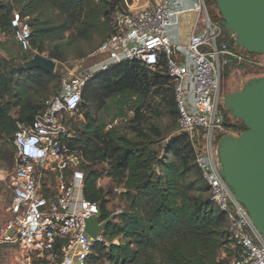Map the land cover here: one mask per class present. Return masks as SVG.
Listing matches in <instances>:
<instances>
[{
    "label": "trees",
    "instance_id": "obj_1",
    "mask_svg": "<svg viewBox=\"0 0 264 264\" xmlns=\"http://www.w3.org/2000/svg\"><path fill=\"white\" fill-rule=\"evenodd\" d=\"M132 2L126 0L127 5ZM205 3L210 20L221 25L216 5ZM126 10L124 0L0 1V35L18 49L9 60L0 59L2 139L13 144L17 125H31L44 103L58 93L61 78L55 71L29 70L24 64L36 54L59 65L70 56L83 59L110 36L115 13ZM14 13L30 29L27 52L14 40L10 25ZM229 47L259 57L234 41ZM231 66L235 63L225 70ZM249 69V74L258 75L256 79L264 77L263 69ZM109 115L107 122L104 117ZM76 116L82 119L75 122ZM177 118L173 86L163 69L123 62L85 85L78 111L69 120L72 136L66 145L81 158L75 169L84 176V198L98 206L101 222L109 219L102 242L94 244L85 264L223 262L227 221L210 201L188 135L176 132ZM115 120L120 124L107 130ZM224 123L237 135L245 131L240 121L224 117ZM103 178L110 181L104 188L98 186ZM117 188L124 207L115 216L109 206ZM61 245L62 241L55 242L56 255Z\"/></svg>",
    "mask_w": 264,
    "mask_h": 264
},
{
    "label": "built area",
    "instance_id": "obj_2",
    "mask_svg": "<svg viewBox=\"0 0 264 264\" xmlns=\"http://www.w3.org/2000/svg\"><path fill=\"white\" fill-rule=\"evenodd\" d=\"M124 3L127 10L115 13L110 36L93 52L97 61L61 79L57 95L44 103L31 125H17L9 177L12 195L8 218L0 227V246L29 247L40 264H85L94 244L102 242L101 234L94 240L85 232L86 222L100 211L83 196L84 176L75 169L81 158L66 145L72 136L69 119L78 111L89 81L115 65L133 61L153 71L163 69L172 83L177 132L190 136L210 201L227 221L228 243L218 264H264V238L235 200L217 162L219 140L237 136L234 127L225 125L220 109L223 70L234 62L264 71V57L250 58L231 50L235 36L210 20L205 0H146L134 8ZM189 14L197 17L183 44L182 17ZM10 25L16 44L27 52V22L14 13ZM120 122L113 121L107 130ZM119 214L121 210L113 215ZM56 241H62L59 255L54 253Z\"/></svg>",
    "mask_w": 264,
    "mask_h": 264
},
{
    "label": "water",
    "instance_id": "obj_3",
    "mask_svg": "<svg viewBox=\"0 0 264 264\" xmlns=\"http://www.w3.org/2000/svg\"><path fill=\"white\" fill-rule=\"evenodd\" d=\"M208 1L216 5L221 26L235 36V43L248 54L264 57V0ZM24 65L47 74L55 71V62L38 54ZM223 108L245 131L219 140L220 175L264 238V77L249 80L240 92L224 97ZM107 222H101L99 212L86 222V234L95 240Z\"/></svg>",
    "mask_w": 264,
    "mask_h": 264
},
{
    "label": "rangeland",
    "instance_id": "obj_4",
    "mask_svg": "<svg viewBox=\"0 0 264 264\" xmlns=\"http://www.w3.org/2000/svg\"><path fill=\"white\" fill-rule=\"evenodd\" d=\"M134 1V0H133ZM142 0H140L141 2ZM218 13V12H217ZM0 41L3 43V47H0V59L9 60L10 55L16 50L17 46L14 45L9 38H4L0 35ZM16 52H14L16 54ZM88 53V49H84V54ZM37 55V54H36ZM46 57V55H41ZM47 58V57H46ZM263 61L262 58H260ZM97 61V58L93 56V53L84 57L80 60H75L73 56L68 58L67 63L57 64L55 63V72L60 76L61 79L68 78L70 73L75 69H86ZM249 68L245 65H235L229 67L227 70H223L222 74V88L225 94H231L238 89H241L248 80L253 77L257 78L258 75L249 74ZM226 75V76H225ZM253 78V79H255ZM59 91V88H58ZM103 114V112H102ZM100 115V114H99ZM104 116V115H103ZM108 122L112 116L104 117ZM71 119V118H70ZM69 119V120H70ZM74 121H79L80 117H74ZM232 121V120H231ZM166 123V120L162 121V125ZM177 130V122H176ZM177 132V131H176ZM178 133V132H177ZM183 134V133H179ZM190 137V136H189ZM164 150H162L161 155H163ZM14 166V150L13 144H10L7 140L0 137V176L3 178L0 180V227L4 224L8 215L6 213V208L10 202L12 191L10 187V174ZM102 187L107 186L104 182H100ZM119 193L113 191L111 198V203L109 209L112 211H117L122 209L124 206L118 199ZM29 260L30 264L35 260L34 254L31 252L29 247L24 245H1L0 246V264H26Z\"/></svg>",
    "mask_w": 264,
    "mask_h": 264
},
{
    "label": "crops",
    "instance_id": "obj_5",
    "mask_svg": "<svg viewBox=\"0 0 264 264\" xmlns=\"http://www.w3.org/2000/svg\"><path fill=\"white\" fill-rule=\"evenodd\" d=\"M146 0H142L141 2H140V0H134L133 1V3H132V8H134V7H137V6H139V5H141V4H143L144 2H145ZM196 15H194V14H189V15H186V16H183L182 17V23H181V42L183 43V44H185V43H187V41H188V38H189V36H190V34H191V27H192V24H193V22H194V20L196 19ZM80 119H82V117L80 116ZM104 182L106 185H109V179H107V178H103L102 180H100L99 182H98V186L99 187H102L101 185H100V182ZM106 187V186H105ZM104 188V187H103ZM118 189V188H117ZM119 190V189H118Z\"/></svg>",
    "mask_w": 264,
    "mask_h": 264
},
{
    "label": "flooded vegetation",
    "instance_id": "obj_6",
    "mask_svg": "<svg viewBox=\"0 0 264 264\" xmlns=\"http://www.w3.org/2000/svg\"><path fill=\"white\" fill-rule=\"evenodd\" d=\"M253 78H255V77H253ZM252 78V79H253ZM252 79H250V80H252ZM256 79V78H255ZM221 81H222V78H221ZM249 81V80H248ZM222 83V82H221ZM221 83H220V91H219V98H220V109H221V111H222V113H223V116L224 117H227L228 119H229V114L228 113H225L224 111V108H223V99H224V97H226V96H228V94H225V92L223 91V88H222V85H221ZM243 88V87H242ZM242 88L241 89H238V90H236V91H234V92H231V94H233V93H238V92H240L241 90H242ZM231 94H229V95H231Z\"/></svg>",
    "mask_w": 264,
    "mask_h": 264
}]
</instances>
